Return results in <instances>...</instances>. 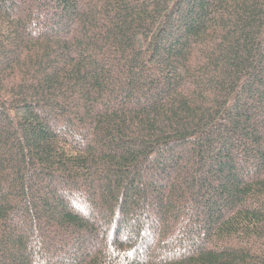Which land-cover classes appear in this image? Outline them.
<instances>
[{
    "label": "trees",
    "instance_id": "trees-1",
    "mask_svg": "<svg viewBox=\"0 0 264 264\" xmlns=\"http://www.w3.org/2000/svg\"><path fill=\"white\" fill-rule=\"evenodd\" d=\"M0 264H264V0H0Z\"/></svg>",
    "mask_w": 264,
    "mask_h": 264
}]
</instances>
